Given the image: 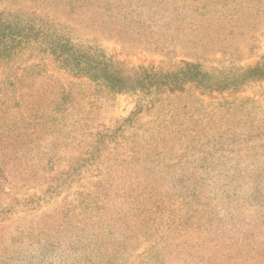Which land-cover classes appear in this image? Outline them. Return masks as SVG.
Returning a JSON list of instances; mask_svg holds the SVG:
<instances>
[{
  "label": "rangeland",
  "instance_id": "374dc122",
  "mask_svg": "<svg viewBox=\"0 0 264 264\" xmlns=\"http://www.w3.org/2000/svg\"><path fill=\"white\" fill-rule=\"evenodd\" d=\"M237 2L245 6L244 0H189L193 11L205 3L229 9L222 12L223 27L214 34L216 40L208 36L205 47H195L198 55L203 53L205 69L221 80L239 67L256 65L264 55V16L255 23H231ZM177 7L181 12L180 4ZM20 10L55 12L60 22L73 16L66 0L47 9L40 1L0 0L1 12ZM183 14L188 18L183 27L167 29L161 21L149 28L153 33L148 38L135 44L104 38L102 45L132 66L168 71L174 63L192 61L187 55L193 51V34L199 32V38L210 34ZM64 31L69 33L70 28ZM164 33L167 43L158 48ZM261 86L262 90L252 86L223 94L187 87L185 92L154 99L141 93L113 96L66 72L38 43L22 45L0 63V176L9 178L0 180V201L7 205L13 198L36 197L34 204L13 208L0 204V264H153L162 251L165 255L173 250H163L173 243L177 250L163 264H192L201 234L183 233L178 221L182 204L175 197L166 200L168 206H159L153 237L131 232L125 247H117L110 237L103 247L100 242L105 238L91 196L110 178L119 182L129 173L143 172L147 177L159 169L207 179L211 171L205 168L206 160L222 163L229 155V147L219 141H223L220 118L226 112L220 104L243 102L250 111L240 113L239 119L249 115L264 125V83ZM213 134L218 140L213 141ZM152 161L158 167H152ZM60 178L69 181L60 186ZM242 211L246 221L257 220L253 201H245Z\"/></svg>",
  "mask_w": 264,
  "mask_h": 264
},
{
  "label": "trees",
  "instance_id": "16d2710c",
  "mask_svg": "<svg viewBox=\"0 0 264 264\" xmlns=\"http://www.w3.org/2000/svg\"><path fill=\"white\" fill-rule=\"evenodd\" d=\"M34 1L44 3L47 9L65 0ZM66 1L73 16H68L64 22L58 21L55 12L50 15L43 12L45 9L39 13L0 11V63L22 45L38 43L43 52L53 57L66 72L98 85L113 96L141 93L154 99L165 93L185 92L188 88L220 94L252 86L263 89L264 55L256 65L239 67L221 80L205 69L200 60L203 53L198 55L199 51L195 50L198 44L199 49L205 47L208 36L210 40H216L214 34H218L223 27L220 21L222 12L229 10L226 7L215 9L208 1L193 11L189 0L181 3L178 2L180 0ZM244 3L245 6L237 2L236 11L230 15L231 23L246 20L255 23L264 16V0H244ZM177 4H180L181 12H177ZM225 4L229 5L228 2ZM183 13L192 17L201 32L204 28L210 34L204 32L203 38L198 37L199 32L193 34L196 35L190 45L193 51L187 55L192 56V61L174 63L168 71L132 66L109 54L102 45L104 38L135 44L148 38L153 33L149 28L158 26L161 21L167 29L183 27L188 20ZM67 28H70L69 33L64 31ZM166 35L161 36L158 48L167 43L163 40ZM129 36L130 39L125 42ZM176 38L172 37V40ZM76 39L80 41L76 42ZM232 104H220L226 112L220 118L223 141H219L229 147L226 151L229 155L222 163L206 160L208 165L205 168L211 171L207 179L159 169L151 174L149 170L152 168L147 167L150 176L145 177L143 172L129 173L119 182L117 178H110L102 189L97 186L91 201L97 207L101 236L105 238L101 239L102 246L111 240L117 247H125L131 232L149 233L153 237L159 206H168L166 200H175V197L182 204L178 221L183 233L193 234V230H198L201 234L196 245L197 255L188 256L195 255L192 264H264V125L249 115L244 121L239 119L240 113L250 110L243 107V102ZM212 136L213 141L218 140L214 134ZM234 154L237 156H231ZM154 165L158 167L152 161V167ZM215 171L217 173H213ZM8 179L6 175L0 176L1 182ZM67 181L69 178H60L57 182L63 186ZM161 196L164 198L161 199ZM35 197L27 195L23 201L13 198L7 205L2 201L0 204L11 208L25 203L34 204ZM248 199L257 208L256 221H246L243 215L242 206ZM108 237L110 240H107ZM172 248L169 253L164 255L162 251L156 256L153 264L166 263L177 247L175 243L163 247V250Z\"/></svg>",
  "mask_w": 264,
  "mask_h": 264
}]
</instances>
